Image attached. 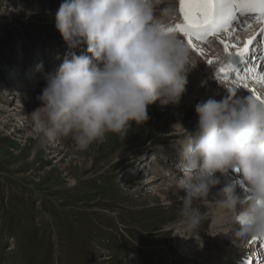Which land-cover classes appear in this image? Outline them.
I'll return each instance as SVG.
<instances>
[{
  "label": "clouds",
  "instance_id": "obj_1",
  "mask_svg": "<svg viewBox=\"0 0 264 264\" xmlns=\"http://www.w3.org/2000/svg\"><path fill=\"white\" fill-rule=\"evenodd\" d=\"M175 19L166 0H62L53 26L66 51L45 74L40 106L29 113L38 132L49 140L70 137L84 150L105 133L124 138L130 124L149 118L146 106L154 101L175 105L193 67L188 46L168 30ZM81 43L82 52L72 51ZM233 92L192 106L196 124L185 131L177 164L185 193L179 215L197 229L204 217L193 201L219 185L221 205L246 218L236 235L264 240V103ZM233 169L246 196L231 183L221 185Z\"/></svg>",
  "mask_w": 264,
  "mask_h": 264
},
{
  "label": "rangeland",
  "instance_id": "obj_2",
  "mask_svg": "<svg viewBox=\"0 0 264 264\" xmlns=\"http://www.w3.org/2000/svg\"><path fill=\"white\" fill-rule=\"evenodd\" d=\"M1 2L0 97L7 98L3 82L6 73L13 74L10 67L37 65V59H30L31 53L36 54L42 46L56 50L65 45L53 26L57 3L35 0V5L29 1L26 12L20 13L15 3ZM225 90L234 91L238 98L248 96L233 88ZM13 96L9 95V100L18 107ZM4 108L9 112L0 104V112ZM146 112L149 118L141 125L130 124L124 138L105 133L103 141L90 144L84 156L76 145L65 153L63 165L71 161L74 174L69 188L70 177L56 167L58 159L46 150L31 159L36 143L28 138L30 132L19 137L15 127L0 128V264H192L181 250L187 231L197 242L205 239L203 247L211 251L206 243L217 239L212 233L213 217L204 203L193 202L204 217L200 226L186 227V232L177 234L168 224L182 219L183 196L172 194L167 200L153 198L147 188L135 191L140 178L151 172L149 166L144 169L143 161L153 162L152 154L157 152L155 162L160 164L162 150L182 141L176 139L180 131L174 117L186 115L185 110L175 114L155 101L146 106ZM0 117L4 121L9 118L6 113ZM188 122L193 126L194 122ZM7 123L21 126L25 120ZM118 153L126 154L119 163ZM79 161L86 163L82 170ZM132 169L142 174L136 176ZM177 172L175 169L172 174ZM130 176L133 179L127 181ZM214 250L213 258L224 255Z\"/></svg>",
  "mask_w": 264,
  "mask_h": 264
},
{
  "label": "bare ground",
  "instance_id": "obj_3",
  "mask_svg": "<svg viewBox=\"0 0 264 264\" xmlns=\"http://www.w3.org/2000/svg\"><path fill=\"white\" fill-rule=\"evenodd\" d=\"M10 3H15L19 7V12L21 13L26 12V6L27 3L30 1L31 4L35 3V5L38 4V2H34L35 0H8ZM41 4L42 2L47 5H53L58 4L62 2V0H38ZM8 2V3H9ZM166 2L170 3L171 6H173L176 9V19L171 24V27H174L176 23L181 22L180 18V12H179V0H166ZM4 6V4L0 0V7ZM17 8V7H15ZM12 9V8H11ZM7 10V9H6ZM4 10L1 9L0 11V19L4 17L3 14ZM2 13V14H1ZM259 26H249L247 29H244L239 32L238 34V42L240 44L243 43V41L251 35L253 31H255ZM178 36L184 41L182 35L178 33ZM57 35H59L57 33ZM55 36V35H54ZM43 43V42H41ZM184 43L188 46V44L184 41ZM58 46V45H56ZM83 43L79 45L77 49H73L74 52H82L83 51ZM259 48V43L256 45ZM189 48V47H188ZM199 48L202 49L201 54H197L196 51H193L191 48L190 50V56L191 60L193 61V67L190 69V71L186 74V84L184 86L183 92L180 94L178 101L175 105L168 104L165 105L168 107L169 110H174L177 114L179 111L183 112L185 110V116L177 115L174 117V122L178 124V130L179 132L176 139L182 141L177 142L176 144L171 145L167 149H163L161 154L163 156L161 165L156 163L155 160L158 159V153L153 152V162H147L143 161L142 165H147L144 169H146L148 166L149 170L151 172L146 174L144 178H140V183L137 186V189L135 191L144 190L147 188L149 191L150 189V195H154L153 198L157 196H163L166 197L168 200V197L172 194H177L179 196H184V176L182 171L177 168V166L170 167L171 162L174 161L172 157L179 158V150L181 146L183 145L186 137V132H191L196 124V115L193 111V104L197 100H203L204 98H207L208 96H212L214 99H219L221 96H225L230 88L236 89L237 92L243 93L246 95L251 96V92L247 89H243L241 85H238L237 83L233 82L232 74L229 75V79H222L219 78L214 74L215 69L219 66L220 60L223 59L224 53L223 48L220 44V42L215 38L212 37L208 39L207 43H200ZM64 49V51H63ZM60 54L56 53L54 56L55 51H52L51 49L48 50V48H45L42 46L41 49L36 54H30V59L35 61L37 59V63H45L46 60L52 59L55 60V62H61V59L63 58L66 49L60 47ZM259 53V51L256 53V55ZM88 55L87 53H85ZM36 55V56H35ZM251 55V53H250ZM33 56V57H32ZM227 58V57H226ZM211 60L210 63H205V61ZM25 61V60H24ZM231 61L239 65V59L235 56L231 57ZM257 61L258 60H250L247 62L248 67H256L257 70ZM46 64V63H45ZM24 64L22 65V67ZM31 66V65H30ZM12 69L13 73L12 75H9L8 73L5 74V76H9V80L11 81L9 85H12L13 83V89L12 87L7 86L5 83L3 85L4 89V95H7V98L9 95L13 94L15 95V101L17 103H20L18 107L13 106L14 103H12L9 99H7L4 96L0 97V104L7 106L9 109V112L5 110H1V114L6 113L7 121H11L14 123H17L19 120L23 119L25 120V123L23 125L19 126H11L13 124L7 123V121H4L0 117V128L3 129H9L10 127H15L13 131H15V136L22 135L24 132H30L28 138H34L35 139V149L33 151V155L31 157L32 160H35L34 157L36 154L42 151H47L50 156H52L53 159H58L59 165L56 167H60L63 171V173L66 174V177L69 178L67 182L70 183L67 188L72 187L74 183V179L72 177V169L70 168V162L68 161V164L65 166L63 163L65 162V157L67 155L65 153H69L71 149L76 145L75 142L70 137H57L54 139H47L43 136L42 133L38 132L36 129L34 122L30 116V112H32L35 108L40 106V102L36 99V97L40 94L41 88L45 85V76L42 77V72L37 73V84L34 85V89L30 88L25 89V86L21 83L22 81H19V74L18 66H12L10 67ZM56 68V67H55ZM54 69L52 71L54 72ZM14 69V70H13ZM47 73V71L45 72ZM44 74V72H43ZM248 83V89L254 90L257 95L264 98V85L257 84L255 80L249 79L247 81ZM16 84V87H15ZM194 86H197V89H194ZM243 98V97H241ZM4 107V106H3ZM188 109V110H186ZM8 114V115H7ZM16 119H18L16 121ZM188 121H192L193 126H189ZM4 123V124H3ZM5 127V128H4ZM19 127L18 131H16V128ZM26 138L27 140H29ZM109 141V140H108ZM28 142V141H27ZM61 144L62 148H58L57 144ZM103 147V146H102ZM86 149L82 150V155L84 154ZM91 153V152H90ZM126 155V154H125ZM122 153H118L116 155L117 163L121 162L126 156ZM86 157V156H85ZM125 160V159H124ZM150 161V160H149ZM86 162V161H85ZM121 164V163H120ZM177 164V163H176ZM81 170L86 166V163L83 164V161H79L77 163ZM167 167L166 170H162L163 167ZM142 167V166H141ZM162 168V169H161ZM54 169V168H53ZM143 169V170H144ZM178 171L174 174L173 171ZM133 170V169H132ZM148 170V171H149ZM78 171V170H77ZM137 175H141L142 172L139 171V169L133 170ZM176 175V176H171ZM74 175V174H73ZM90 177V176H89ZM133 179V176H130L127 178V181H131ZM135 180V179H134ZM221 185L225 183H231L233 186L236 187L237 191L241 194V196H246L248 193V187L246 183L242 180L238 172H233V170H229V172L220 177ZM220 186L218 185L216 188H213L209 195L206 198H200L196 199L193 202H201L204 203L207 207V211L209 210L211 212V215L213 217V225H212V233H214L215 238L217 239V242L208 241L206 245L208 248L211 249V251L205 247V239H200L199 242L192 237L187 231V235L182 237L183 239L181 244V250L182 252L188 256L190 262L192 264H220V262H223L224 264H238L239 259H248L250 260V257L253 256L259 260H261L260 255V249L258 248L259 239L257 240H245L241 239L239 236L236 235L238 228L240 227L241 223V217L242 214L236 215L232 211L228 210L227 208L223 207L220 200L223 199L222 195L218 193V188ZM135 188V187H134ZM149 198V197H148ZM152 198V197H151ZM168 202V201H167ZM208 211V212H209ZM170 214V213H169ZM165 223V222H164ZM168 228L175 230L177 234H181L183 232H186V226L183 222V220H176L172 221L168 224ZM251 241V243H250ZM199 243V244H198ZM204 246V247H203ZM214 248L217 249L220 252H224L223 256L219 253L217 259L214 257ZM10 250H12L10 248ZM211 255H210V254ZM102 260V259H101ZM104 260V259H103ZM109 260V259H108ZM254 261V260H253ZM101 263V262H100Z\"/></svg>",
  "mask_w": 264,
  "mask_h": 264
},
{
  "label": "snow or ice",
  "instance_id": "obj_4",
  "mask_svg": "<svg viewBox=\"0 0 264 264\" xmlns=\"http://www.w3.org/2000/svg\"><path fill=\"white\" fill-rule=\"evenodd\" d=\"M179 12L181 22L168 30L180 33L188 47L198 55L202 52L200 43L206 42L208 37H215L223 48L224 56L213 75L229 79L232 74L234 83L264 103V98L248 89L247 83L253 79L257 84L264 85V64H261L259 71L255 66L248 67L247 64L250 60L264 61V51L256 46L257 43L264 45V0H179ZM254 22L259 27L240 44L237 39L239 32ZM258 51L261 52L259 56L256 55ZM232 56L239 59V65L231 61ZM233 172L238 170L233 169ZM240 219L241 223H246L244 216ZM259 247L264 248V244ZM238 264H250V261L239 259Z\"/></svg>",
  "mask_w": 264,
  "mask_h": 264
}]
</instances>
